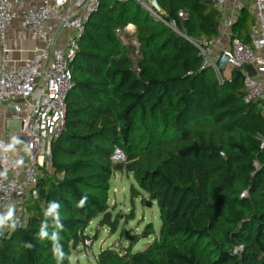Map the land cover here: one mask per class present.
I'll list each match as a JSON object with an SVG mask.
<instances>
[{
    "label": "trees",
    "instance_id": "16d2710c",
    "mask_svg": "<svg viewBox=\"0 0 264 264\" xmlns=\"http://www.w3.org/2000/svg\"><path fill=\"white\" fill-rule=\"evenodd\" d=\"M157 3L158 18L137 0H99L85 23L43 193L27 200L22 226L0 230V264H70L97 217L114 232V173L156 202L160 227L141 250L100 249L96 264H264L263 116L242 101V79L218 82L188 41L215 39L222 13L201 0ZM250 16L244 8L231 25L246 43ZM115 148L123 160L111 159Z\"/></svg>",
    "mask_w": 264,
    "mask_h": 264
},
{
    "label": "built area",
    "instance_id": "2783aa9c",
    "mask_svg": "<svg viewBox=\"0 0 264 264\" xmlns=\"http://www.w3.org/2000/svg\"><path fill=\"white\" fill-rule=\"evenodd\" d=\"M215 1L224 10L219 33L228 38L227 46L218 47L215 39L188 41L202 57V67H210L218 82L230 77L224 75L226 68L232 73L242 72V101L255 102L264 119V0H247L255 19L248 43L234 38L230 32L245 8L243 1ZM17 2L0 0V39H4L7 25L18 18L20 27L43 40L44 45L16 67L0 62V111L2 105L9 104L19 123V137L0 139V230L22 226L27 200L39 194L41 168L49 156L51 141L60 133L65 120V98L71 87L68 63L85 23L99 6V0H40L18 15ZM178 15L183 17L181 12ZM169 26L176 30L174 21ZM65 29L73 32L60 38ZM116 33L120 30L116 29ZM60 39L64 40L61 44ZM1 50L6 48L1 45ZM246 65L254 68L255 75L245 71ZM259 140L263 148L264 126ZM111 159L123 160L122 152L115 148ZM10 210L13 214L9 219Z\"/></svg>",
    "mask_w": 264,
    "mask_h": 264
},
{
    "label": "rangeland",
    "instance_id": "374dc122",
    "mask_svg": "<svg viewBox=\"0 0 264 264\" xmlns=\"http://www.w3.org/2000/svg\"><path fill=\"white\" fill-rule=\"evenodd\" d=\"M242 1L245 9L252 16L250 1ZM219 9L221 13L224 12L223 9ZM251 16L248 21L252 18ZM253 26L249 33L253 32ZM126 31L129 32L130 28ZM72 32L70 29H65L60 38ZM132 186L138 189L131 174L114 173L111 176L108 204L112 217L117 219V228L114 232H110L107 226L99 225L100 217L93 219L85 229V234L90 238L85 240V247L79 244L75 249L72 248L70 264H96L95 256L100 249L112 246L119 252L130 242L133 243L132 251L135 252L147 246L158 235L160 219L156 202H150L144 193L136 195L131 189Z\"/></svg>",
    "mask_w": 264,
    "mask_h": 264
},
{
    "label": "crops",
    "instance_id": "0c3cea01",
    "mask_svg": "<svg viewBox=\"0 0 264 264\" xmlns=\"http://www.w3.org/2000/svg\"><path fill=\"white\" fill-rule=\"evenodd\" d=\"M40 0H18L16 12L19 15L30 5L38 3ZM130 33H134V25L129 24ZM218 47H225L228 44V38L218 34L215 38ZM60 39V44L63 43ZM1 45L6 51L1 50ZM44 45L43 40L36 38L29 30L20 27L19 19L12 20L6 28L5 37L0 39V62H4L8 67H16L25 60L31 58L35 51ZM226 72V73H225ZM232 71L226 68L225 76H230ZM13 110L9 104H4L0 111V139H9L11 136H18L19 123L13 118Z\"/></svg>",
    "mask_w": 264,
    "mask_h": 264
},
{
    "label": "water",
    "instance_id": "95a60500",
    "mask_svg": "<svg viewBox=\"0 0 264 264\" xmlns=\"http://www.w3.org/2000/svg\"><path fill=\"white\" fill-rule=\"evenodd\" d=\"M137 1H139V3H141L144 7L149 9L154 14H156V12L160 10L157 0H137ZM201 1H203L204 3L216 5L215 0H201ZM244 69L249 75L252 76L255 75V70L251 65H246ZM234 75L241 79L243 78V74L240 70H235ZM39 193L42 194L43 190L39 189Z\"/></svg>",
    "mask_w": 264,
    "mask_h": 264
},
{
    "label": "clouds",
    "instance_id": "9594fccd",
    "mask_svg": "<svg viewBox=\"0 0 264 264\" xmlns=\"http://www.w3.org/2000/svg\"><path fill=\"white\" fill-rule=\"evenodd\" d=\"M55 207H56V206L53 205L52 208L49 209V212H51ZM12 214H13V213H12V211L10 210L9 213H8V217H7V218L10 219L11 216H12ZM0 223H2V221H0ZM43 235H44V232H43V230H41V236H43ZM54 251L58 252V250H54ZM62 255H63V254H59L58 258L62 257Z\"/></svg>",
    "mask_w": 264,
    "mask_h": 264
}]
</instances>
